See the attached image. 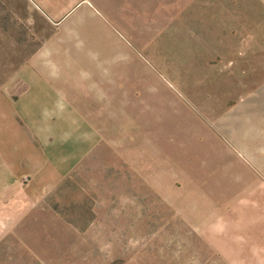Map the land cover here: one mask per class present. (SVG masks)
I'll list each match as a JSON object with an SVG mask.
<instances>
[{"label": "rangeland", "instance_id": "374dc122", "mask_svg": "<svg viewBox=\"0 0 264 264\" xmlns=\"http://www.w3.org/2000/svg\"><path fill=\"white\" fill-rule=\"evenodd\" d=\"M8 135L0 264H264V0H0Z\"/></svg>", "mask_w": 264, "mask_h": 264}, {"label": "crops", "instance_id": "0c3cea01", "mask_svg": "<svg viewBox=\"0 0 264 264\" xmlns=\"http://www.w3.org/2000/svg\"><path fill=\"white\" fill-rule=\"evenodd\" d=\"M41 3L44 4V2H42V1H41ZM50 12H53V11H50ZM61 12H63V11H61ZM21 77L20 78L22 79V81L26 82L24 77L23 76H21ZM46 84L49 85V84H55V83H54V81H49L48 77H46ZM32 88H33V85L29 84V91H28L29 94L34 92V90ZM48 93H49L48 91H44V99H45L44 104L45 105L35 106L34 105L35 103H34L29 108H39V109H47V107L58 108L57 106H54V105L48 106V98H47ZM51 93L52 94H59L58 92L56 93L54 91H51ZM26 94L19 97L16 101H13V104H18V107H21V104L24 102H26L28 104L29 103L28 95H26ZM50 102L54 103V100L51 99ZM12 138L14 139L13 135H12ZM12 138L8 135L6 140H0V144L4 149V151H1L4 153H0V206L1 205H6V206L10 205L11 207H13V206H16V204H17L16 202H23V204L25 205V204H29L30 203L29 200L31 199L30 189H28V187H27V186H29V182L22 184V186L18 185L16 197L13 199V201H11V199L9 201V198L6 199L4 196V195H9L10 197H12V195L9 194L8 191H9V189L13 188V186H14L15 182L18 180V178H22L23 176H24V178H26L27 172H28V175H31V173H29L31 170L28 167L24 168L21 166L22 160L25 159V156L21 151H16V146L14 144L15 140H13ZM16 153H17V155H16ZM25 171H27V172H25ZM17 205H20V204L18 203ZM6 217H8V215H6Z\"/></svg>", "mask_w": 264, "mask_h": 264}]
</instances>
